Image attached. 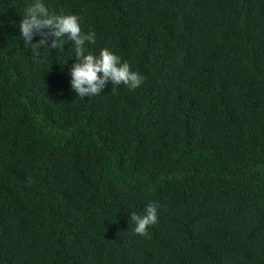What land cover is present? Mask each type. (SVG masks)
<instances>
[{"label":"trees","instance_id":"obj_1","mask_svg":"<svg viewBox=\"0 0 264 264\" xmlns=\"http://www.w3.org/2000/svg\"><path fill=\"white\" fill-rule=\"evenodd\" d=\"M29 2L0 0V264H264V0H46L144 76L95 97Z\"/></svg>","mask_w":264,"mask_h":264},{"label":"clouds","instance_id":"obj_2","mask_svg":"<svg viewBox=\"0 0 264 264\" xmlns=\"http://www.w3.org/2000/svg\"><path fill=\"white\" fill-rule=\"evenodd\" d=\"M20 34L26 48L39 57L41 49L65 50L71 45L69 58L74 57L70 69V90L79 97H95L104 93L109 84L113 91L119 86L129 90L140 87L144 76L108 48L99 53L87 50L86 45L95 42V34L83 31L82 17L78 14L56 13L50 10L46 0H30L24 7L19 21ZM34 37L39 39L33 43ZM159 201H150L142 214L130 213L133 231L147 236L149 228L157 223Z\"/></svg>","mask_w":264,"mask_h":264}]
</instances>
